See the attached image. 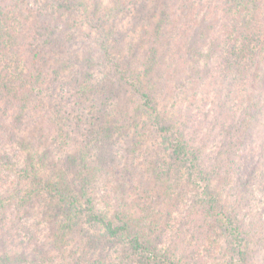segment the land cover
<instances>
[{"label":"trees","instance_id":"obj_1","mask_svg":"<svg viewBox=\"0 0 264 264\" xmlns=\"http://www.w3.org/2000/svg\"><path fill=\"white\" fill-rule=\"evenodd\" d=\"M36 3L35 8L25 0H0V264H51L50 252L76 239L80 223L99 227L103 238L122 242L129 258L145 264H195L194 252L208 245L219 224L232 240L227 264H264V253L253 255V244L264 241V0H221L223 44L203 84L204 101L210 100L196 113L170 116L160 111L141 75L119 68L107 37L99 48L113 63L105 72L109 76L96 78L97 66L87 56L71 80L65 79L58 16L87 9L88 3L54 0L51 21L43 19L46 13ZM161 9L146 30L147 73L161 62L165 25L171 21L168 6ZM128 86L132 93L126 96ZM144 115L169 152L164 167L180 172L170 183L160 175L158 189L181 184L183 166L196 188V207L187 218L197 251L186 246L187 232L173 237L163 227L153 228L148 204L126 203L124 190L120 201L108 193L115 187L107 185L120 172L114 149L119 137ZM48 139L54 143L44 146ZM123 173L127 179L132 171L127 166ZM221 175L228 177L227 193L215 190ZM97 182L108 189L102 193L108 209L94 194ZM79 243L86 248V241Z\"/></svg>","mask_w":264,"mask_h":264},{"label":"rangeland","instance_id":"obj_2","mask_svg":"<svg viewBox=\"0 0 264 264\" xmlns=\"http://www.w3.org/2000/svg\"><path fill=\"white\" fill-rule=\"evenodd\" d=\"M25 1L29 6L36 8L37 0ZM53 2L54 0H39L40 9L43 8L46 13L43 19L51 21ZM86 2L87 9H75L58 16L60 27L56 36L65 44L61 58L64 63L62 72L66 76L65 79L71 80L87 56H92L97 66L92 70L96 78L109 76L105 72L112 69L113 63L103 58L99 48L102 37H107L113 55L116 60H120L119 68L126 70L129 76H142L144 86L153 93L155 103L165 116L183 110L196 113L197 107L204 101L205 92L207 93V85L203 84L205 81L208 82L211 73L214 72L213 62L219 60L216 50H220L219 46L223 44L221 39L225 28L221 0H86ZM96 4H99L100 9ZM163 4H166L171 12L169 16L171 21L165 25L161 62L153 72L147 73L145 56L150 39L146 30L151 21L159 20ZM73 87L71 84L68 88L71 90ZM131 88L126 87V96L132 93ZM84 103L90 106L88 102ZM50 139L44 141V146L45 143L47 145L54 143ZM114 149L119 152L116 163L120 172L118 178L107 185L109 188L115 187L108 193L120 201L125 198L122 195L124 190L125 195L129 196L124 199L126 203L130 202L134 207L148 204L150 212L148 211L149 214L145 212L144 215L147 214L148 219L152 221L153 228L163 227L169 230L173 237L181 235V232H187L186 246L190 250H195L192 245L197 243V239L190 233L191 222L187 214L194 205L196 207L193 197L196 188L188 180V169H184L183 166L181 184L178 183L170 189L169 185L164 186V190L158 189L160 175L165 180L167 178L166 182L170 183L180 172L177 168L168 171L164 167L170 164L169 152L149 116H142L126 135L120 136ZM127 166L132 173L131 177L127 176L126 179L123 168L126 169ZM46 167L45 170L50 169L49 165ZM218 179L215 181V190L220 192L225 190L227 193L228 177L221 175ZM119 182H124L125 185H116ZM103 184L105 183H95L94 194L99 200V206L108 209L106 199L102 195L108 189H105ZM237 187L236 191L240 189V185ZM225 197L229 203V196ZM152 209L156 211V217H153L155 213ZM75 234L76 239L68 241L62 251L50 252L51 264H145L137 257L129 258L122 242L103 238L99 227L80 223L75 227ZM81 240L86 241V248L85 244L79 243ZM169 242L167 241L168 244ZM207 243V246L201 245L199 252H194L195 264L205 258L209 264H227L233 247L232 240L224 234V228H220L219 224L214 225ZM253 245V255H256L258 250L264 253V241ZM96 258H100L102 262H93ZM255 260L256 258L253 262Z\"/></svg>","mask_w":264,"mask_h":264}]
</instances>
